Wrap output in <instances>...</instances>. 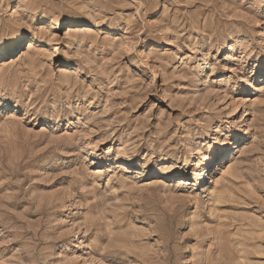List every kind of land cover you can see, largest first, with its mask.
Returning a JSON list of instances; mask_svg holds the SVG:
<instances>
[{"label":"rangeland","instance_id":"374dc122","mask_svg":"<svg viewBox=\"0 0 264 264\" xmlns=\"http://www.w3.org/2000/svg\"><path fill=\"white\" fill-rule=\"evenodd\" d=\"M12 45L0 264H264V0H0Z\"/></svg>","mask_w":264,"mask_h":264},{"label":"bare ground","instance_id":"6f19581e","mask_svg":"<svg viewBox=\"0 0 264 264\" xmlns=\"http://www.w3.org/2000/svg\"><path fill=\"white\" fill-rule=\"evenodd\" d=\"M25 36V34H23V35H21V36H19L18 38H17V45H16V47H18V45L20 44V42H21V40L23 39V37ZM25 38V37H24ZM13 46L14 45H12V47L10 48V49H7V50H2L0 53L3 55V53H6V52H10L12 49H13ZM224 150V149H223ZM223 154V153H222ZM221 155V154H220ZM215 162V160H214V158L212 159H210V161L205 165V173H204V175H203V180L204 179H206V177H207V171H208V168L213 164Z\"/></svg>","mask_w":264,"mask_h":264}]
</instances>
